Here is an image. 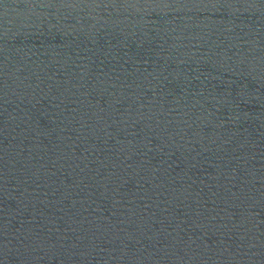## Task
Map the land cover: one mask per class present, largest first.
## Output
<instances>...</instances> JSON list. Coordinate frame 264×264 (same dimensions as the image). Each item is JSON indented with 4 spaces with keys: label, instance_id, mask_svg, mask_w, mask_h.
Here are the masks:
<instances>
[{
    "label": "water",
    "instance_id": "95a60500",
    "mask_svg": "<svg viewBox=\"0 0 264 264\" xmlns=\"http://www.w3.org/2000/svg\"><path fill=\"white\" fill-rule=\"evenodd\" d=\"M0 264H264V0H0Z\"/></svg>",
    "mask_w": 264,
    "mask_h": 264
}]
</instances>
